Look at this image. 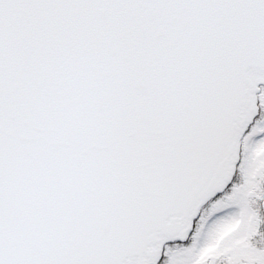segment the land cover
I'll return each mask as SVG.
<instances>
[{"label": "snow or ice", "instance_id": "obj_1", "mask_svg": "<svg viewBox=\"0 0 264 264\" xmlns=\"http://www.w3.org/2000/svg\"><path fill=\"white\" fill-rule=\"evenodd\" d=\"M0 264H264V0H0Z\"/></svg>", "mask_w": 264, "mask_h": 264}]
</instances>
